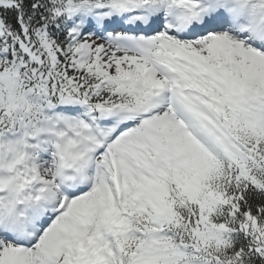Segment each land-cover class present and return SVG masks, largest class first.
Listing matches in <instances>:
<instances>
[{
	"label": "snow or ice",
	"instance_id": "6c2138e0",
	"mask_svg": "<svg viewBox=\"0 0 264 264\" xmlns=\"http://www.w3.org/2000/svg\"><path fill=\"white\" fill-rule=\"evenodd\" d=\"M0 264H264V0H0Z\"/></svg>",
	"mask_w": 264,
	"mask_h": 264
}]
</instances>
